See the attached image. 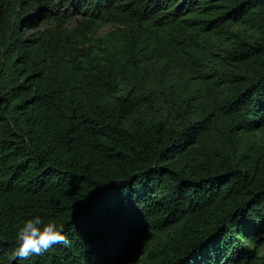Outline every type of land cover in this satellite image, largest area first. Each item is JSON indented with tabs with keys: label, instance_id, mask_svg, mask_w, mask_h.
I'll list each match as a JSON object with an SVG mask.
<instances>
[{
	"label": "trees",
	"instance_id": "obj_1",
	"mask_svg": "<svg viewBox=\"0 0 264 264\" xmlns=\"http://www.w3.org/2000/svg\"><path fill=\"white\" fill-rule=\"evenodd\" d=\"M264 264V0H0V264Z\"/></svg>",
	"mask_w": 264,
	"mask_h": 264
},
{
	"label": "clouds",
	"instance_id": "obj_2",
	"mask_svg": "<svg viewBox=\"0 0 264 264\" xmlns=\"http://www.w3.org/2000/svg\"><path fill=\"white\" fill-rule=\"evenodd\" d=\"M17 247L10 260L19 264L31 256L48 252L55 245L67 246V229L55 221H45L40 215L25 220L16 232Z\"/></svg>",
	"mask_w": 264,
	"mask_h": 264
}]
</instances>
